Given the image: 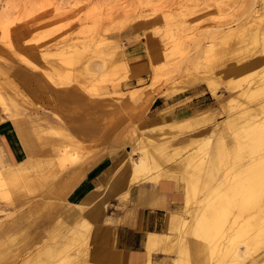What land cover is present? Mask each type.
<instances>
[{"label":"rangeland","instance_id":"obj_1","mask_svg":"<svg viewBox=\"0 0 264 264\" xmlns=\"http://www.w3.org/2000/svg\"><path fill=\"white\" fill-rule=\"evenodd\" d=\"M262 1L0 0V10L14 6L8 33L6 25H0V94L8 102V108L0 106L2 116L23 120L29 115L40 118L48 114L73 132L95 127L107 135L116 129L115 155L124 161L122 166L131 167L129 155L137 160L142 149L147 151L152 164L147 175L163 173V177L157 182L144 180L154 184L174 180L184 194L183 202L173 211L179 216L170 218L178 225L170 234L164 233L166 241L154 252L155 264H239L243 259L215 255V244L220 242L221 247L235 238L232 244L245 249L242 238L235 235L247 222L260 228L259 240L252 241L251 256L258 259L256 264H264V228L260 225L264 221V192L255 198L233 192L242 173L254 174L258 157L264 161ZM226 25L237 27L238 32L241 29L240 34L216 37L215 43H209L211 38L205 31ZM175 42L180 49L170 51ZM210 44H215L214 49L208 51ZM96 47L99 50L91 51ZM208 82L213 85L209 87ZM252 82L255 93L245 94ZM210 88L219 96L215 97ZM189 107L197 114L185 124L181 122L188 126L181 127L179 121L178 127L171 129L167 123L180 109ZM200 109L205 112H196ZM253 124H257V132L250 142L248 130ZM128 130L130 141L121 145ZM38 134L34 137L40 150L37 156L41 159L35 160L39 167L33 165L16 180L0 175V237L11 227L18 232L8 240L0 238V264H72L81 257L92 264L89 253L105 245L106 234L98 226L99 218L85 215L91 223L87 232L73 223L75 217L64 216L61 209L66 206V193L61 189L63 182L75 180L88 159L109 153L110 146L102 144V135L85 140L87 147L78 136L83 148L70 151L53 138H43L44 150ZM196 170L198 174L202 171L203 180L199 174L198 190L190 189L188 196L186 183ZM251 181L253 186L256 182L264 186V175ZM18 185L28 186L21 189ZM118 198L116 206L106 203V212L109 206L127 207L128 198ZM221 199L228 202L219 210L216 227L208 237L200 236L193 222L205 214L209 219L210 206ZM188 220L190 226L186 225ZM109 223L115 220L106 218L104 224ZM249 260L254 261H244Z\"/></svg>","mask_w":264,"mask_h":264},{"label":"crops","instance_id":"obj_2","mask_svg":"<svg viewBox=\"0 0 264 264\" xmlns=\"http://www.w3.org/2000/svg\"><path fill=\"white\" fill-rule=\"evenodd\" d=\"M186 88L177 89L173 93H180ZM156 100L155 98L152 103ZM1 112L0 109V152L2 153L0 155V172H2V169L3 171L7 170L6 167H10L12 164L21 162L28 153H37V155L40 153L34 135L39 128L47 126L46 121L63 125V123L55 121L48 114H44L40 118L29 115L28 118L23 120H12L2 116ZM194 114L191 113L190 107L188 110L180 109L178 115H176L177 117L169 122L179 121L188 116L192 117ZM63 126L67 128L65 125ZM67 129L81 139L83 138L84 141L102 135L101 129L95 127L78 128L75 132L70 128ZM102 136L105 137L102 144L108 143L110 146L109 153L91 157L85 162L84 166L79 168L75 180L63 182L61 190L66 193L64 199L66 206L62 207V214L70 217L81 214L84 217L86 215L91 218H99L98 226L102 228L106 237L103 238L105 245L99 246L89 253L94 264H146L147 251L145 244L149 234H170V230L178 225V222L171 223L170 218L173 215L174 217L179 216L178 213L173 211L176 210L177 204L183 202L184 194L174 180L167 179H162L158 184L141 180L127 186L125 183H127L130 175V167L128 165L122 166L124 161L120 160L119 155H115L118 147L116 145L117 130L114 129L109 134ZM123 136L124 134L122 135L121 145H123ZM85 142L87 147L88 142ZM128 159H131L130 155ZM148 163L151 168V161H148ZM124 192L126 196L123 194ZM118 196L128 198L127 207L124 209L114 207L112 209L109 206L106 212V203L116 206L119 202ZM81 205H83V208ZM79 207L83 210L80 211ZM65 213L68 215H65ZM106 218L115 220V223L104 224ZM14 228L11 227L9 230L3 231L0 238L8 240V237L17 236L18 232H15ZM91 252H93V255L98 254V258H94ZM154 254L153 252V260ZM116 255H119V258ZM13 258L12 256L10 259L13 260ZM112 258L116 259L113 260ZM72 264L88 263L86 259L81 257Z\"/></svg>","mask_w":264,"mask_h":264},{"label":"bare ground","instance_id":"obj_3","mask_svg":"<svg viewBox=\"0 0 264 264\" xmlns=\"http://www.w3.org/2000/svg\"><path fill=\"white\" fill-rule=\"evenodd\" d=\"M253 3H254V1H253ZM262 3H264V1H262ZM255 4V3H254ZM52 7V6H51ZM12 8H14V6L13 5H11L9 8L8 7H3L1 10H0V25H6V27L4 28V29H6L5 31L7 32L8 30V26L12 23V17H13V14H12ZM52 9V8H51ZM54 9V8H53ZM252 10H253V8H252ZM256 10V9H255ZM257 10H258V8H257ZM258 12V11H257ZM44 13V12H43ZM246 14V13H245ZM260 16V15H259ZM262 16V15H261ZM255 18V17H254ZM239 19V18H238ZM241 21V20H240ZM235 23L236 24H239V20H237L236 19V21H235ZM249 23V22H248ZM250 24V23H249ZM240 26V25H239ZM182 28V27H181ZM240 28H241V26H240ZM243 28V27H242ZM228 29V30H227ZM245 29V28H244ZM45 30V29H44ZM181 30V29H180ZM241 30V29H240ZM240 30H239V32H240ZM122 31V30H121ZM0 32H2V31H0ZM38 33H39V31H37ZM48 32V31H47ZM52 32V31H51ZM178 32H180V31H178ZM238 32V29H237V27H234V26H229V25H226L225 27H222V26H219V27H214V28H209V29H207L206 31H205V33H207V36L209 37V38H211V42H209V43H211V44H213L212 42L215 40V38L216 37H219V38H221L222 36L223 37H225V36H227V35H231V34H235V33H237ZM238 32V33H239ZM8 33V32H7ZM42 33V32H41ZM49 33V32H48ZM2 34V33H1ZM172 34V33H171ZM221 36H220V35ZM240 34V33H239ZM45 35V34H44ZM176 35V34H175ZM174 35V36H175ZM205 35V34H204ZM214 43H215V41H214ZM219 43V42H218ZM221 43V42H220ZM174 44V45H173ZM172 45H173V47L171 46V50L170 51H174V50H177V49H180V44L178 43V42H175V43H173ZM179 44V45H178ZM208 45V47H207V49L206 50H208V51H210V50H212V49H214V45L212 46V45ZM219 45V44H218ZM217 46V45H216ZM98 47H101V46H98ZM206 47V46H205ZM85 48V47H84ZM83 48V49H84ZM77 49H81L80 47L79 48H77ZM90 49V48H89ZM182 49V48H181ZM88 50V49H87ZM97 50H99V49H97V47H96V50H93V49H91V51H93L94 53L97 51ZM115 52V51H114ZM176 52V51H175ZM115 55V54H114ZM103 56V55H102ZM169 56V55H168ZM103 59V58H102ZM169 60V59H168ZM167 59H166V61H168ZM61 61H62V63L64 62V63H67V64H72V62H70L71 60H63V59H61ZM104 63V62H103ZM164 63V65H165V63L166 62H163ZM161 64H162V62H161ZM100 65H101V63H100ZM103 65V64H102ZM162 66H163V64H162ZM105 67V66H104ZM165 68L166 67H164V70H165ZM157 70V69H156ZM93 71V70H92ZM157 71H159V70H157ZM161 71V70H160ZM225 71V70H224ZM234 71V70H233ZM154 72V71H153ZM227 72H229V71H227ZM156 73V75H157V72H155ZM155 73L153 74L154 76L153 77H156L157 79H158V77L155 75ZM48 75V74H47ZM162 75H163V73H162ZM205 75V74H204ZM204 75H203V77H204ZM188 76V75H187ZM196 76V75H195ZM201 76V75H200ZM186 77V76H185ZM184 77V78H185ZM191 77V76H190ZM98 78V77H97ZM156 78L154 79V80H156ZM192 78H197V77H193L192 76ZM238 78H239V76H238ZM77 79V78H76ZM237 79V78H236ZM242 79V78H241ZM0 80H2V79H0ZM160 80V79H159ZM250 81V80H249ZM54 83H55V81H53ZM57 82V81H56ZM150 82H152V80L150 81ZM174 82V81H173ZM256 82H258V81H256ZM172 83V82H171ZM249 83V82H248ZM253 83V82H252ZM179 84V83H178ZM208 84H210L209 85V87L210 86H212L213 85V82H208ZM254 84V83H253ZM147 86V85H146ZM145 86V87H146ZM171 86V85H170ZM174 86V85H173ZM176 86V85H175ZM170 88H172V86L170 87ZM178 89V88H177ZM176 89V90H177ZM211 89V88H210ZM261 89V88H260ZM254 90L256 91V86H255V84L254 85H251V86H249L247 89H246V93L245 94H249V93H253L254 92ZM211 91H212V94H214L215 95V97H217V96H219V94H217L216 93V89L215 88H212L211 89ZM253 91V92H252ZM136 92V91H135ZM138 93V92H137ZM142 93V92H141ZM255 93V92H254ZM2 94V93H1ZM0 94V106H6L7 108H8V106H7V103L5 102V98H4V94L3 95H1ZM139 95H137V96H140V91H139V93H138ZM136 95H135V97H136ZM134 96V95H133ZM132 96V97H133ZM134 98V97H133ZM135 99V98H134ZM224 104V103H223ZM225 105V104H224ZM9 106H11V105H9ZM13 110V109H12ZM28 112V111H27ZM205 112V110L204 109H201V110H198V113H204ZM195 113V112H194ZM195 114H197V113H195ZM194 114V115H195ZM186 117V116H185ZM194 116H192V117H186V118H182L181 120H179L180 121V123L181 122H183L184 121V124H185V122L187 121L188 122V120H190L191 118H193ZM179 121L178 120H175V121H173V122H169V123H167L170 127L172 126V128L171 129H173L174 127V125H175V127L177 126L176 124H180L179 123ZM47 122V126H45V127H41V128H39L38 129V131H37V133H39L38 134V136H37V140H39V142H40V145H41V148L42 149H44L45 150V148L43 147V145H42V140H43V138H48V139H51V138H53V139H55L56 141H57V143L61 146V147H63V148H66L68 151H70V150H80L81 149V147L83 148V141H81L79 138H78V136L76 137L75 136V134L74 133H72L70 130H68L67 128H65L62 124H60V123H56V122H52V121H46ZM183 123H181V127H184V126H188V124H186V125H184ZM258 124V123H257ZM257 124H253V126L252 127H250L249 128V130H248V134H249V141L250 142H253L254 140V138L256 137V135H255V137L253 138V139H251V137H253L254 136V134L257 132L256 131V129L254 128L255 126H257ZM183 125V126H182ZM262 125V124H261ZM178 127V126H177ZM176 127V128H177ZM180 127V128H181ZM261 127V126H260ZM179 128V129H180ZM130 131L131 130H128V131H126L125 133H124V136H123V143H126V142H129L130 141V138H129V136L131 135H129V133H130ZM259 131V130H258ZM262 131V130H261ZM262 132H264V131H262ZM262 132H261V134H262ZM132 133V132H131ZM261 134H259V136H261ZM258 136V135H257ZM262 137V136H261ZM142 140H143V137H142ZM261 140V139H260ZM260 140H259V142H260ZM148 141H152L151 139H148L147 140V142ZM219 142H218V144H219V146H222V145H224V143H223V141L220 139V140H218ZM248 141V142H249ZM261 141H264V140H261ZM145 143H147L146 141H144ZM143 142V143H144ZM247 142V141H246ZM258 142V141H257ZM142 143V144H143ZM262 143V142H261ZM260 143V144H261ZM262 144H264V143H262ZM144 145V144H143ZM140 146V145H139ZM143 147H145L146 148V146L144 145V146H142V148ZM142 148H140L139 147V149L141 150ZM66 149H64V153L65 152H67V150ZM38 152V151H37ZM196 153H198V152H196ZM196 155V154H195ZM26 158H25V160H22L21 162H19V163H16V164H12L10 167H6V168H8L7 170L5 169V171H3V169H2V172H0V175H2V177H3V175L4 176H6L8 179H11L12 180V178L14 179V180H16V178H19V177H24L25 175H26V173H27V171L30 169V168H34V167H36L37 165H36V162H35V160H36V158L38 157L37 156V153H28L27 154V156H25ZM200 157V156H199ZM38 158H40L41 159V156L40 157H38ZM196 158H197V155H196ZM195 157H194V159H196ZM193 159V158H192ZM258 159L260 160L259 161V163H255L254 165H253V171H254V174H247V172H246V174H243L242 173V175L240 176L241 178L238 180V182L236 183V185L237 186H235V188H234V190H233V192L234 193H236V195L235 196H237L238 194L237 193H242L246 198H248V196L249 197H251V198H255V196L256 197H261V195H262V192H264V186H262L261 185V183L260 182H254L255 184V186L257 187V189L256 188H254L255 186H253V184L251 185V184H249V183H253V181H251V178L253 179V178H255V177H257L259 174H261V175H264V161H261L262 159H260L259 157H258ZM189 160V159H188ZM187 160V161H188ZM199 161H200V159H198ZM37 161V160H36ZM48 161H51V160H49L48 159ZM47 160H45V162H48ZM130 161V175H129V178H128V180H127V183H125L127 186H129L130 184H132V183H137V182H139V181H141V180H144L145 178H148V179H159V178H161V177H163V173L161 174V173H154V175H147V173H149L150 172V170H151V168L149 167V163H148V158H147V151H145L144 149H142L141 150V154L139 155V158L137 159V160H133V159H130L129 160ZM150 162V161H149ZM194 162H196V160L194 161ZM201 162H203V161H201ZM38 163V162H37ZM192 164H193V162H191ZM195 165H196V167L199 169V164L198 163H194ZM202 164V163H201ZM200 164V166H202ZM204 164V163H203ZM34 165V167H32ZM36 165V166H35ZM158 165V164H157ZM39 166H37V168H38ZM42 169V168H41ZM197 169V170H198ZM201 169H203L202 167H201ZM205 169V168H204ZM195 171V174L196 175H189L190 173H191V171H190V173L188 174L189 175V182H187L186 184V188H187V191H186V195H188L189 196V192H190V189L194 192V190H195V193L197 192L196 190H198L197 189V186L199 185V181L200 180H203L202 179V177H201V174H202V171L199 173L200 174V180L198 181V177H199V174H198V171ZM1 171V170H0ZM245 173V172H244ZM165 174V173H164ZM191 174H193V173H191ZM187 175V174H186ZM185 175V176H186ZM252 175V176H251ZM255 176V177H254ZM184 177V176H183ZM194 177V178H193ZM7 180V179H6ZM19 180V179H18ZM26 180H28V182H29V179L27 178ZM26 180L24 181V182H22L23 184L26 182ZM10 181V180H9ZM20 181V180H19ZM19 181H17V182H19ZM23 181V180H22ZM31 181V180H30ZM188 181V180H187ZM255 181V180H254ZM257 181V180H256ZM4 182V181H3ZM8 182V181H7ZM13 182V181H12ZM15 182V181H14ZM21 182V181H20ZM27 183V182H26ZM201 183H203V182H201ZM12 184V183H11ZM257 184H259V185H257ZM15 186V188L17 187V185H14ZM19 186V185H18ZM21 186H23V185H21ZM28 186V185H27ZM26 186V187H27ZM25 189H27L25 186H23ZM23 187L21 188L20 186H19V188H21V189H23ZM16 189H18V188H16ZM15 189V190H16ZM125 189V188H124ZM254 189H255V191H254ZM125 191V190H124ZM231 191V190H230ZM123 194H125V192L123 193ZM230 194V193H229ZM253 194V195H252ZM231 196H233L232 194H230ZM125 196H126V194H125ZM227 197H229V196H227ZM231 198V197H230ZM233 198V197H232ZM262 199H264V197H261ZM226 199H228V198H226ZM189 200V199H188ZM99 201V200H98ZM215 201V200H214ZM225 199H221V200H219V201H216V202H214L211 206H210V204H208L209 206H210V208H209V211H210V213H208V214H210V217H209V219H210V221H209V219L207 218L208 217V215H204V216H201L199 219H197L195 222H193V224H195V232H197L200 236H203V237H208V235L211 233L212 234V231H213V229L216 227V225H217V218L216 217H218L219 215V210L221 209V206L224 204V203H226V202H228V201H226ZM188 202V201H187ZM213 202V201H212ZM210 203H211V201H210ZM79 206V205H78ZM82 206V208H83V205H81ZM77 207V206H76ZM197 207H199V206H197ZM80 208V207H79ZM78 209V208H77ZM81 209V208H80ZM83 209H81L80 211H82ZM204 210V209H203ZM76 211L74 210V213H75ZM201 212H203V211H201ZM200 212V213H201ZM198 213V212H197ZM203 213H205V212H203ZM194 214V213H193ZM192 214V215H193ZM71 215V214H70ZM174 216V215H173ZM195 216V215H194ZM194 216H192V219L194 220ZM206 216V217H205ZM66 217H70L69 215L68 216H66ZM73 217H75V220H74V218H72V220H74V222L73 223H75V224H77L76 226H82L83 227V229H85V230H87V232H89V229H90V223L88 222V220L85 218V217H83L81 214H79V215H75V216H73ZM174 219H175V217H174ZM262 220H264V219H262ZM261 220V218H260V221H262ZM259 221V222H260ZM67 223H68V220L66 221ZM187 226H190L191 225V223H190V220H188L187 221V224H186ZM260 225H262V227L261 228H264V221H262V223L260 224ZM257 225H255V224H253V223H251V222H247V223H244V225L238 230V232L236 233V235H235V237L237 236V237H240V238H242V242H244V244H245V249H239L237 246H234V244H232V242L231 241H233V239H235V238H233V239H231V241L230 242H228L227 244H225L224 246H221V247H218L221 243L219 242V244H215V255H222L223 257L222 258H229V259H231V260H236V259H239L240 258V260H242V261H244V260H248V259H251L252 258V260H254L253 262L252 261H250L249 260V262H247V261H244L246 264H256V262L258 261V259L257 258H255V257H253V255L251 256V254H252V246L251 245H253V243H252V241H254L255 239H257V240H259L257 237H259V233H258V230H260V228H259V226L258 227H256ZM81 227V228H82ZM78 228V227H77ZM78 231V230H77ZM79 231H80V229H79ZM83 232V231H82ZM76 233V232H75ZM85 233V232H84ZM77 234H78V232H77ZM7 236V235H6ZM197 236V235H196ZM165 237H166V235L164 234V233H160V234H158V233H153V234H149V236H148V239L146 240L147 242H146V251H147V253H146V256H147V259H146V264H155L154 263V261H153V259H152V254H153V252H155L162 244H164V242L166 241V239H165ZM232 237V236H231ZM230 237V238H231ZM8 239H9V237H8ZM207 239V238H206ZM209 240V239H208ZM241 241V240H240ZM236 242V241H235ZM234 243V242H233ZM238 243V242H237ZM259 243H260V241H259ZM262 243V242H261ZM197 245H198V243H197ZM260 245V244H259ZM64 246V245H63ZM260 247V246H259ZM259 247L257 248V250H259ZM57 248H59V247H57ZM49 249V248H48ZM186 249H187V247H186ZM261 249V248H260ZM59 250V249H58ZM49 251V250H48ZM120 251V250H119ZM46 252H47V250H46ZM50 252H51V250H50ZM55 252L57 253V251H56V249H55ZM45 253V252H44ZM55 253V254H56ZM113 253V252H112ZM184 253H185V251H184ZM47 254V253H46ZM52 254V253H51ZM104 256V255H103ZM109 256V255H108ZM117 256V255H116ZM119 256V255H118ZM117 256V257H118ZM102 257V256H101ZM110 257H113V256H110ZM221 257V256H220ZM98 258V257H97ZM119 258V257H118ZM111 259V258H110ZM113 259V258H112ZM114 259H116V258H114ZM113 259V260H114ZM214 259H215V256H214ZM257 259V260H256ZM105 260V259H104ZM119 260V259H118ZM218 260V259H217ZM242 261L240 262L241 264H242ZM105 262V261H104ZM109 262V261H108ZM116 262V261H115ZM118 262V261H117ZM244 262H243V264H244ZM230 263V262H229ZM239 263V264H240ZM94 264V263H93ZM98 264V263H97ZM105 264V263H104ZM107 264V263H106ZM109 264V263H108ZM118 264V263H117ZM173 264V263H172ZM216 264V263H215ZM230 264H235L234 262H232V263H230Z\"/></svg>","mask_w":264,"mask_h":264}]
</instances>
